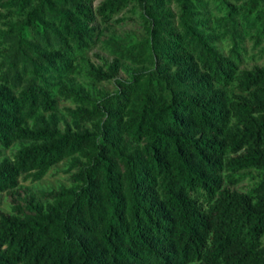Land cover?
<instances>
[{"label":"trees","instance_id":"trees-1","mask_svg":"<svg viewBox=\"0 0 264 264\" xmlns=\"http://www.w3.org/2000/svg\"><path fill=\"white\" fill-rule=\"evenodd\" d=\"M91 2L0 0V264H264V0ZM129 4L144 33L100 35Z\"/></svg>","mask_w":264,"mask_h":264},{"label":"rangeland","instance_id":"rangeland-1","mask_svg":"<svg viewBox=\"0 0 264 264\" xmlns=\"http://www.w3.org/2000/svg\"><path fill=\"white\" fill-rule=\"evenodd\" d=\"M101 0H92L91 5L95 7V5ZM2 10V8H0ZM138 6L129 4L123 9L120 13L117 14V18L114 20L112 19L111 22L108 23H97L98 32L100 35H106L109 32H114L117 34L129 32L134 33L137 37L144 33L143 26L140 23L138 17ZM97 22V20H96ZM217 47L221 51H225L227 48V43L224 40H217L216 42ZM244 46L246 47V53L243 56L242 62L239 64L240 67H249L251 64H263L264 63V54L260 55L258 52V46L252 48L250 46V40L246 37L244 40ZM84 57L88 58L90 61L94 63H100L102 58L110 59L111 57L106 54L104 50H102L98 44L94 45L89 50L83 52ZM124 64L130 65L126 61H123ZM118 77H126L125 71H119ZM75 81L78 83L84 84L86 83L87 79L83 75L75 76ZM95 85L97 87L104 88L106 90H111L113 88V81L110 80H103L96 82ZM69 104L68 101H61L58 99L57 101V114L62 116L64 115L60 107L63 105ZM59 125L62 126L61 121H59ZM19 143L17 141H13L3 152L0 156V159L5 157L10 159L12 153L18 147ZM67 167V158H63L62 160L53 164L45 174L40 177L39 179L30 180V179H20L19 185L24 187L30 192H35L37 189H51L56 188L60 184L68 185L70 182L67 179V175L69 171L66 170ZM256 171H253L252 174H256ZM252 181V177L250 174L246 175L241 181L230 185L232 188H236L238 190L244 189V187ZM0 210H8V201L6 196L3 192H0Z\"/></svg>","mask_w":264,"mask_h":264}]
</instances>
